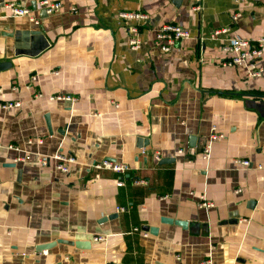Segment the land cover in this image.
Returning a JSON list of instances; mask_svg holds the SVG:
<instances>
[{
  "label": "crops",
  "instance_id": "1",
  "mask_svg": "<svg viewBox=\"0 0 264 264\" xmlns=\"http://www.w3.org/2000/svg\"><path fill=\"white\" fill-rule=\"evenodd\" d=\"M38 1L0 0V105L19 103L0 108V264H264V54L222 65L227 41L264 37V0H51L42 19ZM120 12L148 16L137 50ZM169 24L190 38L163 54ZM56 240L87 246L38 250Z\"/></svg>",
  "mask_w": 264,
  "mask_h": 264
},
{
  "label": "built area",
  "instance_id": "2",
  "mask_svg": "<svg viewBox=\"0 0 264 264\" xmlns=\"http://www.w3.org/2000/svg\"><path fill=\"white\" fill-rule=\"evenodd\" d=\"M8 11L9 16L12 18H27L34 25H39L40 19L33 15V11L29 7H21L20 5L8 4L4 6ZM62 3L54 2L51 0H40L36 3V10L38 12L45 11L47 15L54 14L61 10ZM75 12V9H71ZM240 14H235L233 19L236 20ZM118 17L124 22L128 23V45L131 50H137L141 45L139 38L140 25L148 22V16L140 12H120ZM133 23V24H132ZM228 29L223 28L215 30L211 38L218 39L227 33ZM190 34L187 30L177 25H163L154 31L153 47L159 50L161 53H168L171 48L181 41L188 40ZM223 51L229 56L225 62L222 63L223 67H238L245 64L248 60H258L264 54V37L257 39L256 41L249 40H229L225 43ZM262 69L252 73V76H260ZM50 100L56 101H72L69 96H53ZM19 103L0 105V108L18 107ZM223 138V134L213 132L209 135L208 141L203 150V157L207 158L209 155V144ZM52 159L56 163V170L61 174H67L70 171V167L75 164V159L71 156H63L60 153H56L52 156ZM159 160L158 157H156ZM243 167H248L250 164L248 161L238 162ZM96 170L111 171L121 175L120 181L117 182L118 186H122V176L128 171V167L124 164L113 163L110 160H103L97 164H93ZM201 207L205 209L212 208V203L202 200Z\"/></svg>",
  "mask_w": 264,
  "mask_h": 264
},
{
  "label": "water",
  "instance_id": "3",
  "mask_svg": "<svg viewBox=\"0 0 264 264\" xmlns=\"http://www.w3.org/2000/svg\"><path fill=\"white\" fill-rule=\"evenodd\" d=\"M180 2H181V0H173V4L176 7H178L180 5ZM32 8L35 9V5L34 4L32 5ZM46 16H47V14L45 13V11H40L39 12V17L41 19L45 18ZM10 67H11L10 63H7V62L0 63V71L6 70V69H8ZM190 140L192 141L193 138H190ZM191 146L193 147L192 144H191ZM19 176H20V173L18 172V178H19ZM110 217H112V216H110ZM175 223L180 225V226H182V227H184V228L190 226L187 222H183V221H176ZM56 244L73 245V246H76V247L87 246V244H84V243H81V242H71V241H65V240H56L54 242H51L50 244L41 246L40 248H38V250L43 251V250H46V249H49V248L55 246Z\"/></svg>",
  "mask_w": 264,
  "mask_h": 264
}]
</instances>
